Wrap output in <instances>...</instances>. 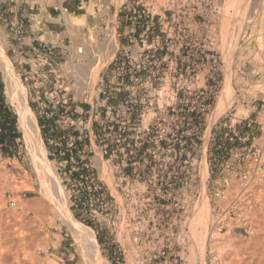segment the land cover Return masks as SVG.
I'll return each instance as SVG.
<instances>
[{"label":"rangeland","instance_id":"374dc122","mask_svg":"<svg viewBox=\"0 0 264 264\" xmlns=\"http://www.w3.org/2000/svg\"><path fill=\"white\" fill-rule=\"evenodd\" d=\"M36 1L41 4L43 10L45 6L56 4V0ZM120 1L111 0L117 7ZM163 1L143 0L150 5L148 10L147 5L144 7V13L148 14L149 18L141 12V17L136 18V24L141 26L143 23L145 26L148 21L151 26L149 31L152 30L149 39L154 37L156 48L164 47L162 51L158 49V52H165L166 47L169 48L171 67L173 69L176 66L175 69L178 70L182 67L178 57L183 55L178 43L186 38L194 41L195 35H188L181 12L174 10L163 13L158 8ZM230 1L233 8L229 14L230 20H223L219 28L222 47L225 50L222 73L215 77V80L222 81L220 92L217 91L215 107L203 116L200 115V99L183 92L182 87L189 84L190 78L173 74L167 80L161 76L155 77L152 90H148L143 84V87L138 86L130 91L122 90L113 94L108 100L112 107L106 109L103 106L104 97L99 93V83L95 84L98 78L93 73L89 75L88 71L84 84H80L79 74L73 66L79 63L87 66L89 70L92 64L88 56L81 60L75 59V48L81 43V28L85 25L81 18L71 14L72 21L78 24L80 30L72 29L62 21L66 29L59 34L60 47L54 50L53 62L48 59L43 65H39L33 51L24 47L26 45L18 48L19 44H15V41L21 44L23 41L10 38L9 34L14 32L9 28L3 30L0 22V55L1 52L7 55L13 73L27 89V103L38 124L44 145V157L54 170L60 189L63 188L62 195L66 196L72 216L94 232L105 264L162 262L163 259H148L144 249L146 233L151 229L155 237L165 241L170 230L169 216L177 215L176 221L173 222L179 221L182 205L157 201L155 196L156 189H159L158 196L166 198L170 193L166 186H147L143 192L144 188L139 185L130 183L125 188V181H121L123 175L132 173L130 168L123 167V160L128 158V151L132 150L139 155L145 149L168 150L169 158L165 160L167 165L175 168H178L180 163L172 157L174 152L192 150L201 151L203 154L199 204L202 206L201 212L202 200L206 201L207 208L204 207L205 213L202 212L198 220H191L195 230V243L190 246L184 264L262 263L264 248H261L262 244L258 245L260 247L256 245L264 236V158L261 171L252 178L245 192L242 191L240 176L247 165H250L249 157L245 156L247 151H242L241 148L251 143L264 146V0H247L244 11L238 6L243 0ZM89 11H92V4ZM109 14L113 15L111 18L115 21L113 7ZM41 18L42 15L36 16L35 23ZM241 18H246L248 24H244ZM64 28L62 26L61 30ZM243 31L245 36L241 39L240 34ZM17 33L21 34L19 30ZM64 36H69L72 43H68L67 37L63 39ZM61 48H65V52H62ZM228 48L232 51L228 52ZM20 51L23 52L19 53ZM1 60L0 56L2 93L16 118L14 106L8 102L4 91L6 84ZM189 62L192 63V59ZM96 69L98 70V67L94 69L95 72ZM227 76L235 98L218 115L221 123L213 124L214 119H211V116L218 107ZM203 80L209 88L208 93L216 91L213 88L212 92H209L210 86L214 85L212 78L201 75L197 79L193 77L191 85H202ZM168 85L173 89L178 88L175 96L174 92L166 90ZM130 100L136 102L135 115L131 117L124 108H117L118 104L129 103ZM185 101L189 106L195 107L194 111H199V118L191 122L181 119L183 116H194L190 115L187 108L181 109ZM168 102L175 107L169 112L165 108ZM246 117L252 122L248 128L242 125L241 118ZM157 118H160L161 122L164 120L166 135L155 144L151 141L154 131L151 124ZM224 120H227L226 126L222 124ZM230 120L232 127L229 128ZM42 124L45 127H42ZM16 129L19 138L17 147L13 149L15 161L0 159V251L14 256L17 253L24 258L34 254V262L37 261L34 264H68L64 260L65 257H70L69 262L72 264H78L81 262L79 248L81 249L82 245L60 215L58 206L61 194L56 195V191L52 190L51 198L44 199L40 179L45 174L44 170L35 165L27 151L17 121ZM232 130L238 134H252L249 140L245 141L224 136L227 132L231 135ZM140 171L143 179L149 176L146 168ZM48 183L51 185V180ZM216 187H223V196H210ZM191 189L188 190L189 194L193 193ZM148 197L151 200L147 201ZM131 198H134L135 202H131ZM11 200L14 201V206H10ZM44 200L47 201L48 208L42 205ZM234 200H237L234 205L237 216H243L245 220L237 217L234 221L235 227L218 231L216 226L212 225L214 219L209 213L210 209L214 205L224 207ZM90 209L95 213H90ZM99 237L102 238L101 242ZM134 237L138 239L134 240ZM119 242L123 243L126 249L124 254L118 251ZM251 246L253 249L250 250ZM248 249H259L257 252L260 258L255 256L253 261H249ZM259 251L263 253L259 254ZM61 252L65 256H61ZM57 257L64 261L58 260ZM26 261L28 259L24 260V264L30 263Z\"/></svg>","mask_w":264,"mask_h":264},{"label":"built area","instance_id":"2783aa9c","mask_svg":"<svg viewBox=\"0 0 264 264\" xmlns=\"http://www.w3.org/2000/svg\"><path fill=\"white\" fill-rule=\"evenodd\" d=\"M231 3L230 0H164L158 6L163 13L174 10L181 12L188 35H195L194 41L186 38L178 43L179 49H182L183 52V55L178 57L182 66L178 70L175 69L176 66L173 69L171 67L172 59L168 52L169 48L166 47L167 51L165 52H158V49L162 51L164 47L156 48L154 46V37L149 39V33H152V30L149 31L151 26L148 21L145 26L143 23L140 24L141 26H137L136 18L141 17V12L145 14L144 9L146 5L147 10L150 7L143 0H121L118 4L115 21L110 19L108 24L102 23L91 27L83 26L81 28V43L75 48V59L81 60L86 56L91 59L92 64L89 68V75L93 73L98 78L95 84L99 83V93L104 97L103 106L106 109L112 107L108 100L113 94L122 90L130 91L138 86L143 87V84H145L148 90H152V81L155 77L161 76L164 80H167L173 74L178 77L185 76L190 78L189 84L182 87L183 92L195 96L196 99H200V115H207L208 110L215 107L218 98L217 94L220 92V82L222 81L215 80V77L220 72L222 73V67L224 65L223 53L225 50L222 47L219 28L223 20H230L229 14L233 11ZM246 3L247 0H243V4L245 5ZM151 7L154 8L153 6ZM226 9L227 11H225ZM63 12L68 13L66 10ZM145 16L149 18L148 14H145ZM150 19L152 20L153 17ZM119 21L124 22V26L120 32L118 31ZM242 22L247 24L248 20L242 19ZM77 30H80V28ZM137 30L140 32H137ZM56 34L57 41L52 42L45 37L38 40V43L31 47V50L35 54V59L39 61V65H43L48 59L53 62L54 50L56 47H60V33ZM45 35H49V32H46ZM244 36L245 32L243 31L240 34V38L242 39ZM66 37L68 43H72L71 38L69 36ZM112 40L115 43V47H112ZM165 41L167 42V38ZM61 50L65 52V48H61ZM192 50L193 53H191ZM190 59H192V63L189 62ZM176 61L177 59H175ZM209 64L210 66H208ZM96 67H98V70L95 72L94 69ZM199 75L212 78L214 85L210 86L211 90L209 92H212L213 88L216 91L211 94L208 93L207 89L209 88H207L205 80H203L202 85H191L192 78L195 77L197 79ZM165 83L167 82L165 81ZM166 90L174 92L175 96L178 88L173 89L168 85ZM187 103V101L182 103L181 109L187 108L191 113L190 115L194 116H183L181 119L186 122H191L193 119L199 118V111H194L195 107L189 106ZM135 106L136 102L130 100L129 103L118 104L117 108H124L125 111H128V116L131 117L135 115ZM165 108L169 112V110H174L175 107L168 102L165 104ZM220 119L219 116L213 121V124L217 122L221 123ZM241 119L243 121V127L248 128L251 126L252 122L247 120V117ZM163 121L161 122L160 118H157L151 124L154 129L151 141H154L155 144L161 141L166 135V128ZM222 124L226 126L227 120H224ZM230 127H232L231 120ZM251 134V132L238 134L232 130L231 135L227 132L224 136L229 139L237 137V139L245 141L249 140ZM198 138L202 139V137ZM241 150L247 151L245 156L247 158L249 157L248 160L250 162V165H247V168L240 176L243 185L242 191L245 192L252 178L261 171L260 169L263 165L264 158V146H257L251 143L248 146L242 147ZM169 153L168 150L163 149H145L139 155H136L132 150L128 151V158L123 160L125 162L123 167L130 168L132 173L130 175H123L121 181H125V188L130 183L131 185L137 184V186L139 185V187L144 188L142 190L143 192L147 186H166L170 190V193L165 198V196H158L157 192L159 189H156L155 196H157V201L162 200V202L182 205V210L178 218L179 221L173 222L176 221L177 215L173 216L171 214L169 216L171 222L166 240L158 239L151 232V229H149L145 236L147 240L144 243V249L149 260L163 259L158 264H184L186 261L185 256L189 252L190 246L195 243V230L191 220H198L202 215L199 197L202 187L201 171L203 154L201 151L178 150V152H174L172 155L180 163V166L175 168L174 166L167 165L168 162L165 159L169 158ZM144 168L148 170L149 176L143 179L140 170ZM193 184L194 186L192 187ZM189 189L193 193L189 194ZM223 191V187H216L210 196L214 198L221 197L223 196ZM146 200L149 201L151 198L148 197ZM130 201L135 202L134 198H131ZM236 202L237 200H234L224 207L214 205L210 209V215L214 219L212 225H215L218 231L227 230L229 227L236 226L234 223L238 217V213L235 212L236 207L234 206ZM9 204L10 206L15 205L12 200L9 201ZM89 211L90 213H95L91 209ZM93 214L92 216H94ZM238 218L240 220L242 219V221L245 220L243 216H239ZM133 239L138 238L134 237ZM118 251H121L123 254L126 252L121 242H119Z\"/></svg>","mask_w":264,"mask_h":264},{"label":"bare ground","instance_id":"6f19581e","mask_svg":"<svg viewBox=\"0 0 264 264\" xmlns=\"http://www.w3.org/2000/svg\"><path fill=\"white\" fill-rule=\"evenodd\" d=\"M237 4H239V3L237 2ZM238 6H240L241 7V10L244 11L245 6L243 4V1L240 2V4ZM238 6H237V8H238ZM242 14L243 13H241V15ZM243 16H244V14H243ZM62 18H64V21L66 22V24L69 25L70 28H72V29H78L79 28L78 27V24H76V23H74L72 21V15L71 14L65 13V14H63V17ZM242 18H244V17H242ZM242 18H241V20H242ZM261 43L259 42V44H261ZM112 47H115V43L113 42V40H112ZM233 48H234V46H233ZM236 49H237V47H236ZM233 50H235V49H233ZM227 51L228 52L229 51H232V49L231 50L229 49ZM229 54L231 55V53H229ZM0 56H1V59L3 60V61L2 60L1 61L3 62V64H2V66H3V72H4L3 74H4L5 84H6V87H4L5 88L4 91H5L6 98H7L8 102L11 105L14 106V109H15L14 112L16 114L17 127H18V130L21 133L22 141L25 144L27 151L30 153V155H31V157H32L35 165L38 168H41L42 170H44V173H45V174H43L42 177H40V179L42 180L41 183L43 185V187H42V193H43L44 199H48V198L50 199L51 198L50 196H51V191L52 190H55L56 191V193L53 191L56 195H57V193H60L61 194L60 199H59L60 200V202H59L60 205L59 206L57 205L58 208H59L58 210L60 212V215L65 220V223H67V226L70 227V229L72 230V232H73L74 236L76 237V239L82 245L81 249L79 248V250H80V256H81V262L78 263V264H105L104 261H103L104 259H103V257L100 254V249H99L98 241H97V239L95 237L94 232L89 227H87L84 224L80 223L79 221H77L72 216V214H71V212H70V210H69V208L67 206L66 196L62 195L63 194L62 193V189L63 188L60 189L59 184H58V181H57V176L55 175L54 170L51 168V166H49V164L47 163V161H46V159L44 157V154H45L44 153V145H43V142H42V139H41V136H40V131H39V128H38V124H37L36 118H35L32 110L30 109V107H29V105L27 103V89H26L25 85L22 84L21 81L19 80L18 76H16L13 73V69H12L13 67L10 64L11 63L9 61L10 59L8 60V58L6 57L7 55L5 56L1 52V55ZM73 66H74V69L76 70V72L79 74V80L78 81H80V84H84V82H85V76H86L85 74L89 71L88 68H87V66L82 65V64H79V63L78 64H74ZM228 67H230V66H228ZM228 69H230V68H228ZM232 92L233 91H232V88H231V85H230V79H229V76H227L226 82L224 84V88L222 90V94H221V98H220L218 107L213 112V115L211 116L212 118L210 117L211 119H214L215 120L218 117V115L224 110V108L226 106H228V104H230L231 101L234 100L235 96L232 95ZM98 158H100V156ZM100 160L101 159H99V161ZM41 173H43V172H41ZM44 175H45V177H44ZM46 175H47V178H46ZM48 179L51 180V182H52L51 185H50V183H48V182H50V180H48ZM255 198H257V197H255ZM201 203L203 205V213H205L204 212V207H205V205L207 203L204 200H202ZM42 205H44V207H47V208L49 207L46 200L42 201ZM206 208L207 207H205V209ZM203 220H205V219H203ZM201 224L199 226H201ZM199 226H197V227H199ZM260 228H262V227H260ZM262 229H264V226H263ZM199 230L201 231V229H199ZM254 233H255V231H254ZM260 240H261V242L259 241V239L257 240V242L258 241L259 242H258V244L256 246H258L259 244L260 245L262 244L261 245V248H264L263 247L264 246V236H263V239L261 238ZM258 247H260V246H258ZM251 249H253V247L250 248V250ZM4 250H5V248H4ZM258 250H252V251H250L248 253L249 254V256H248L249 261L252 260V259L254 260V257L255 256H258L260 258V255H258V252H257ZM261 250H263V249H261ZM14 251H12V252H14ZM263 252H264V250H263ZM14 253H16V252H14ZM260 253H261V251H259V254ZM15 255L16 256H14V254H11V253H7V252H4V251H0V264H24V260L25 259H28V261H26V262H30L31 264L37 263V261L34 262L35 261V258H36L35 256H33L34 254L33 255L30 254L26 258H24L23 255H22V257H23L22 258L17 253ZM18 255L20 257H18ZM250 263H252V262H250ZM258 264H264V258L262 260V263H258Z\"/></svg>","mask_w":264,"mask_h":264},{"label":"crops","instance_id":"0c3cea01","mask_svg":"<svg viewBox=\"0 0 264 264\" xmlns=\"http://www.w3.org/2000/svg\"><path fill=\"white\" fill-rule=\"evenodd\" d=\"M55 5L45 6L44 10L39 2L36 0H0V22L2 23L3 30L9 28L14 33H10L9 37L12 39L17 38L18 41L22 40L23 44H19L18 48H23V45L28 50L38 43V40L46 37L49 41H57V34L65 31L66 26L62 18L63 11L66 10L69 14L85 21L84 27H91L100 25L102 23L108 24L112 19L109 12L112 7L117 16L118 7L113 4L111 0H56ZM90 4H92V11H89ZM42 15V18L35 23L36 16ZM59 18V21H55ZM30 21V22H29ZM65 27L61 30V27ZM122 22L119 23L118 31L123 28ZM17 30L21 32L19 35ZM49 32V35H45ZM64 36L63 39H65ZM20 39V40H19ZM20 51L19 53H22ZM34 54V52H32ZM27 54V53H25ZM7 104V103H6ZM3 118L0 114V124ZM13 143L6 140V131L0 126V159L9 162L15 161V154L13 153ZM64 248V247H63ZM61 256H65L63 252ZM68 264H72L70 257H65Z\"/></svg>","mask_w":264,"mask_h":264},{"label":"trees","instance_id":"16d2710c","mask_svg":"<svg viewBox=\"0 0 264 264\" xmlns=\"http://www.w3.org/2000/svg\"><path fill=\"white\" fill-rule=\"evenodd\" d=\"M0 114L2 115L3 118V121L0 124V126L2 129L6 131V140L12 142L14 146L13 149H15L18 145L17 140L19 138V133L17 132L16 129V118L10 107L5 102V98L2 93L1 84H0ZM42 127L45 126L42 124ZM13 153L15 154L14 150ZM98 240L101 242L102 238L99 237Z\"/></svg>","mask_w":264,"mask_h":264}]
</instances>
